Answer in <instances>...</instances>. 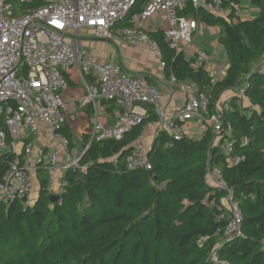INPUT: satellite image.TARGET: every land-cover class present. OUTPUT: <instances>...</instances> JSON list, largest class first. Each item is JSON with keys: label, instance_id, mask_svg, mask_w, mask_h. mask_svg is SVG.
I'll return each instance as SVG.
<instances>
[{"label": "trees", "instance_id": "1", "mask_svg": "<svg viewBox=\"0 0 264 264\" xmlns=\"http://www.w3.org/2000/svg\"><path fill=\"white\" fill-rule=\"evenodd\" d=\"M146 2L138 0L115 32L130 25ZM234 2L239 0L226 3L231 10L226 16L192 3L178 10L219 29L229 68L215 83L207 68L196 64V54L172 48L162 30L148 35L159 45L165 75L195 84L213 102L245 83L249 105L234 96L224 115L233 153L243 160L229 167L220 145L212 146L210 129L199 139H175L164 131L148 150L151 168H129L133 143L158 120L149 106L143 122L121 139L92 141L80 160L85 171L65 172L61 200H51L49 171L41 167L32 205L20 199L0 203V264H215L207 259L211 251L230 264H264V0L251 1L259 14L247 20L235 15ZM41 4L32 0L29 7ZM102 103L120 110L115 101ZM61 132L71 141L67 127ZM84 138L88 143L89 137ZM16 156L4 154L2 173ZM208 163L221 169L242 210V235L231 241L216 234L229 219L223 202L228 193L207 185ZM222 212L225 219L218 220ZM201 237L206 238L202 244Z\"/></svg>", "mask_w": 264, "mask_h": 264}, {"label": "built area", "instance_id": "2", "mask_svg": "<svg viewBox=\"0 0 264 264\" xmlns=\"http://www.w3.org/2000/svg\"><path fill=\"white\" fill-rule=\"evenodd\" d=\"M137 1L42 0L41 5L31 8L32 0H0V203L22 201L24 195L28 196L41 167L49 171L51 193L56 190L55 193L61 195L65 172L70 169L85 171L86 165H81L80 160L93 140H119L132 126L143 122L147 113L138 111L137 104L153 106L158 116L155 138L166 131L171 137L181 139L187 135L185 124L196 120L206 130H211L212 146L220 145L229 167L243 160L241 155L233 153L228 138L231 127L224 126V115L234 96L221 95L213 102L195 84L181 81L172 74L170 90L183 92L185 102L173 113H168L161 105L162 92L158 86L144 76L127 73L114 60H98L82 45L85 29L91 30L100 40L113 41L118 36L128 45L147 46L164 68L159 45L150 38L148 31L162 30L165 41L172 48L188 51L199 22L196 18L179 15L178 10L192 3L196 8L204 7L222 15L226 12V3L231 0H147L142 12L131 17V24L115 33L117 24L128 16ZM233 6L235 14L240 15L241 6L236 2ZM196 55V64L204 65L208 59L206 51L199 50ZM228 68L229 63L214 64L209 69L212 82L222 79ZM68 73L82 82L83 100L92 110L90 142L83 153L61 132L67 114L75 110V104L64 98L69 88ZM237 95L241 103L249 105L244 88ZM103 101H115L120 107L112 113L114 122L109 126L103 119L107 113ZM44 131L50 133L52 140L59 141L60 147H54L51 142L39 145L37 141ZM143 136L141 134L133 143L127 156L129 168H151ZM11 152L17 156L2 173L3 156ZM205 181L210 187L225 189L228 193L224 205L229 219L216 234L223 242L240 237L242 210L221 169L208 163ZM23 203L33 204L31 198ZM224 219L225 212H222L218 220ZM205 241L206 238L201 237L200 243ZM207 259L215 264H230L221 260L215 251L209 252Z\"/></svg>", "mask_w": 264, "mask_h": 264}, {"label": "crops", "instance_id": "3", "mask_svg": "<svg viewBox=\"0 0 264 264\" xmlns=\"http://www.w3.org/2000/svg\"><path fill=\"white\" fill-rule=\"evenodd\" d=\"M236 3H238L242 8V12L240 15L235 14L239 19H252L259 14V8L248 0H239V2ZM225 9L226 12L220 16H226L230 13L229 11L231 10L229 9V7H226ZM150 25L152 26V22ZM115 33H117V31ZM218 34L219 29L217 27L209 26L203 22H199V29L190 48L187 51V54L190 56L196 54L199 50L206 51V53L208 54V59L206 60L204 66L207 68L208 72L214 64H218L220 62L228 63L227 54L219 43ZM82 45L87 48L98 60H114L120 63L127 73L136 76H144L150 82L158 86L162 92L161 105L165 107L168 113H173L175 109L182 106L185 102V94L183 92L179 90H170L171 88L169 77L165 75L164 68L160 66V63H158L159 60H157L156 56L147 46L134 47L128 45L123 41L121 37L118 36H115V39L113 41L100 40L97 39L93 35V32L89 29H85L82 31ZM155 61H158V66ZM67 77L69 81V88L64 93V98L68 101H72L75 104V110L71 113H68L66 122L63 124V126L67 127L71 133L70 139L72 146L75 148H77L78 145L82 146V150L79 152L83 153L86 144L90 142L89 134L92 128V110L91 106L83 100L85 89L80 79L73 73H68ZM244 84L236 86L224 92L222 95H231L238 97V91L244 88ZM238 98L240 103L241 99L240 97ZM112 105L115 108L116 105ZM149 106L152 105L137 104L136 109L140 112H146L148 115ZM117 110L119 109H114V111ZM114 111H111L108 108L107 113L103 116L104 122L107 126L112 125L114 122L112 118V113ZM156 127L157 121L152 122L151 124L146 126L142 133L144 134L142 142L145 146L148 145V148H151L154 140L156 139L154 136ZM199 127L205 129L203 125L196 120L187 122L185 124L187 135L192 136L191 134L196 133V131L200 129ZM87 136L89 137L88 143L84 138ZM51 138L52 137L50 133L44 131L38 139L37 143L39 145H43L51 142L50 144L53 143L54 147H60V142L54 141ZM35 184H37L39 189L38 174L34 179V185ZM55 192L56 190H54V194H56ZM28 198L32 199L30 195H28Z\"/></svg>", "mask_w": 264, "mask_h": 264}, {"label": "rangeland", "instance_id": "4", "mask_svg": "<svg viewBox=\"0 0 264 264\" xmlns=\"http://www.w3.org/2000/svg\"><path fill=\"white\" fill-rule=\"evenodd\" d=\"M156 15L155 16H153V24H154V22L156 21ZM223 55V54H222ZM157 58V57H156ZM222 58H225V57H222ZM158 60V59H157ZM223 60V59H222ZM156 62V64H157V66H158V61H155ZM158 62V63H157ZM263 64H264V62H263ZM67 116H68V114H67ZM200 129H198L197 131H196V133H193V134H191L193 137H195V138H197V139H199V138H201L203 135H204V133H205V130L206 129H203V128H201V127H199ZM147 148H148V145L146 146ZM77 148L79 149V151H81L82 150V146H77ZM81 148V149H80ZM149 149V148H148ZM29 195L32 197V202L34 203V201L36 200V198H37V195H38V186H37V184H35V185H33V188H32V190L30 191V193H29ZM225 201H226V199H224L223 200V202L225 203Z\"/></svg>", "mask_w": 264, "mask_h": 264}, {"label": "water", "instance_id": "5", "mask_svg": "<svg viewBox=\"0 0 264 264\" xmlns=\"http://www.w3.org/2000/svg\"><path fill=\"white\" fill-rule=\"evenodd\" d=\"M83 177H85V173H82V174H81V178H83ZM60 198H61V195L54 194V193L51 194V200H52L53 202H57V201H59ZM27 199H28V196H27V195H24V196L22 197V201H23V202L27 201Z\"/></svg>", "mask_w": 264, "mask_h": 264}]
</instances>
